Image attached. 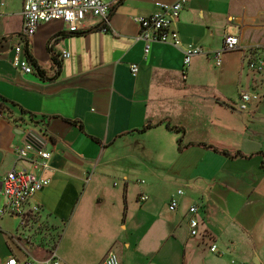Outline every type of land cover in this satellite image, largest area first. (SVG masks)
I'll return each mask as SVG.
<instances>
[{
	"label": "crops",
	"instance_id": "1",
	"mask_svg": "<svg viewBox=\"0 0 264 264\" xmlns=\"http://www.w3.org/2000/svg\"><path fill=\"white\" fill-rule=\"evenodd\" d=\"M106 1L107 23L90 16L71 33L53 20L22 40L24 0H0V194L12 169L50 178L31 201L40 206L35 223L0 213V264L47 257L63 231L62 264H101L115 248L120 264H264V100L251 102L249 114L238 110L243 92L264 89V71L249 67L264 59V6L187 3L173 27L183 47L203 53L185 66L183 49L171 44L154 42L146 52L134 19L176 0ZM225 34L238 35L240 46L217 65ZM18 42L22 58L29 51L53 80L13 65ZM23 123L44 139L26 158L18 156ZM38 150L51 152L49 168L33 163L42 161ZM193 204L198 237L189 233ZM118 224L127 234L118 236ZM94 239L101 253L81 249Z\"/></svg>",
	"mask_w": 264,
	"mask_h": 264
},
{
	"label": "built area",
	"instance_id": "2",
	"mask_svg": "<svg viewBox=\"0 0 264 264\" xmlns=\"http://www.w3.org/2000/svg\"><path fill=\"white\" fill-rule=\"evenodd\" d=\"M191 0H176L173 3L156 2V10L148 16H136L134 19L139 25V34L137 39L145 42V50L149 52L151 44L161 42L171 44L175 47L182 48L184 53V64H191L193 58L203 53L201 46L188 44L183 47L182 39L177 29L173 27L174 22L179 18L182 10ZM4 4V1L1 2ZM111 13V4L106 0H24L23 4V29L21 39L25 40L36 34L42 23H48L53 20H61L65 23L66 29L71 33H77L87 28L88 18L91 16L99 17L105 23L109 21ZM240 46V37L235 34H225L223 45L213 53L217 65L222 64L225 52L235 50ZM23 44L18 42L14 44L15 55L13 65L25 73L35 71L32 63L22 58ZM63 57H69L70 52L66 49L63 51ZM130 69L133 75L140 71L138 64H131ZM249 67L259 72L264 71V59L250 60ZM240 110L249 109L251 102L264 100V89L260 93L243 92L241 94ZM32 144L25 143L18 148V156L26 158L31 150H34ZM38 155L42 161L34 160L33 163L37 168L42 170L49 168V159L51 152L38 150ZM50 183V178L45 177L34 171L12 169L2 179L1 193L4 196V207L0 209L1 214L9 213L20 219L22 226H30L37 221L40 206L32 205L31 201L43 187ZM184 194L182 189L172 196L169 202V209L174 211L179 206V198ZM143 198H146L144 196ZM189 212V233L191 237H198L200 232V206L193 204ZM212 252L218 251L217 244L210 247ZM1 264H62V258L57 252V248L50 251L49 255L40 259L19 260L14 256L4 259ZM101 264H120V258L113 249L109 250Z\"/></svg>",
	"mask_w": 264,
	"mask_h": 264
},
{
	"label": "rangeland",
	"instance_id": "3",
	"mask_svg": "<svg viewBox=\"0 0 264 264\" xmlns=\"http://www.w3.org/2000/svg\"><path fill=\"white\" fill-rule=\"evenodd\" d=\"M250 4L255 7L257 4H260L261 6H264V0H250ZM251 6V7H252ZM252 7V8H253ZM242 114H249V111H242L240 109H238ZM113 181H116L117 183V187H121V181L118 178H114ZM0 198H4L3 194H0ZM123 199V198H122ZM119 200H121L119 198ZM2 206V201H0V207ZM1 209V208H0ZM96 209V207L94 208ZM97 210V209H96ZM100 210V209H99ZM1 215V214H0ZM66 230V229H65ZM116 233L118 234V236H122L127 234V232H125L122 228L118 227L116 228ZM90 240V239H88ZM95 242L91 241L90 243L88 242H83L81 245V249L82 250H88L89 248L92 250V252L94 253V255H96L97 253H101L102 252V247H100L99 249L95 250L94 246H92V243ZM54 247V249H58L59 251V255H65L66 254V247H67V236H66V231H63L60 235V237L57 239V241L54 243V245L52 246V248ZM117 254L119 255L120 258V262H121V257H120V253L118 252V250H116V248L114 249ZM77 255L82 256V253H78ZM229 262L231 261V259L228 260ZM225 264H227V262H224ZM192 264V263H191ZM194 264V263H193Z\"/></svg>",
	"mask_w": 264,
	"mask_h": 264
},
{
	"label": "water",
	"instance_id": "4",
	"mask_svg": "<svg viewBox=\"0 0 264 264\" xmlns=\"http://www.w3.org/2000/svg\"><path fill=\"white\" fill-rule=\"evenodd\" d=\"M22 127L23 128L18 131L19 134L24 136L26 143H30L35 149H39V142L44 141V139L40 136L36 128L27 123H23Z\"/></svg>",
	"mask_w": 264,
	"mask_h": 264
},
{
	"label": "trees",
	"instance_id": "5",
	"mask_svg": "<svg viewBox=\"0 0 264 264\" xmlns=\"http://www.w3.org/2000/svg\"><path fill=\"white\" fill-rule=\"evenodd\" d=\"M104 27H105V25H104ZM27 59L32 63V65L34 66L35 71H36V73L38 75H40L42 78H48L46 70L33 58L32 54L29 51H27ZM53 61H54V64H55L54 66L57 67L58 69H60L61 62H60V60L58 59L57 56H55L53 58ZM48 79L53 80L54 77H51V78H48ZM171 129H178V128L171 127ZM181 148H182V146H181Z\"/></svg>",
	"mask_w": 264,
	"mask_h": 264
}]
</instances>
